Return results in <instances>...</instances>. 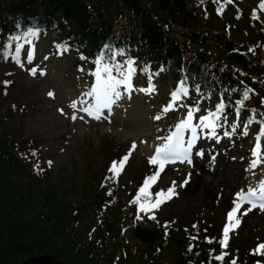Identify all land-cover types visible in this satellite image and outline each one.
I'll return each mask as SVG.
<instances>
[{"label":"trees","instance_id":"16d2710c","mask_svg":"<svg viewBox=\"0 0 264 264\" xmlns=\"http://www.w3.org/2000/svg\"><path fill=\"white\" fill-rule=\"evenodd\" d=\"M232 2L0 0V98L16 71L7 60L19 41L37 33L51 50L73 55L88 81L101 54L110 62L117 53L116 61L132 60L135 73L146 78L155 74L170 88L183 82L189 97L169 115L193 102L209 110L223 101V113L233 116L242 92L251 89L239 117L245 123L255 115L250 126L256 127L264 119V22L251 18L240 28L224 20ZM218 7L223 10L215 14ZM16 108L14 99L0 104V264H218L210 259L221 251L215 231L202 240L204 227L197 223L180 239L171 238L159 221L143 213L136 219L131 202L140 179L129 187L105 179L120 154L117 144L106 145L111 155L99 164L91 193L53 182L37 139H18L7 129L4 121ZM257 262L261 256L248 253L237 264Z\"/></svg>","mask_w":264,"mask_h":264},{"label":"rangeland","instance_id":"374dc122","mask_svg":"<svg viewBox=\"0 0 264 264\" xmlns=\"http://www.w3.org/2000/svg\"><path fill=\"white\" fill-rule=\"evenodd\" d=\"M232 3L233 9H229L224 18L229 23L241 26L246 20H251L254 11L258 20L264 22V11L259 9L260 0H234ZM214 13L218 14V9ZM45 42L44 34L34 36L36 49L31 63L27 60V45L21 46L19 56L7 60L16 71L12 77L8 76L11 84L7 88V96L0 98V104L6 107L13 99L17 100L13 116L4 121L8 131L18 139H37L53 182L67 186L73 183L84 191V195L93 190V178L98 174L99 164L111 155L107 153L106 145L109 144H119L120 154H123L118 160L130 154L118 179L127 182V187L129 181L141 179L142 186L143 174L147 170L151 173L156 167L149 163L155 147L163 143L162 138L168 135L173 120L180 123L186 117L187 106L178 117H171L163 110L168 105L166 97L170 95L171 83L154 74L151 76L154 91L147 93L142 89L149 86V77L136 72L133 87H118L101 106V115L94 117L89 105L91 89L85 67L75 64L73 55L51 50ZM32 68L36 69L35 75L31 74ZM193 105L199 108L194 115V123L198 124L199 117L207 113L203 104L194 102ZM219 123L217 137H209L211 144L199 141L192 162L169 164L150 190L154 197L156 192L166 191L175 182L176 195L151 213L171 238L180 239L187 228L198 223L204 227L200 239L209 237L207 231L213 230L215 241L220 240L234 194L258 185L257 175L264 168V145L261 163L251 168L250 161L254 158L251 146L256 127H248L245 135L244 124L234 117L227 119L223 116ZM206 132L203 130L202 134ZM225 132L230 135H224ZM202 148L211 153H223L230 168L219 170L212 159L204 168L199 167L195 154ZM192 168L197 175L191 185L188 172ZM186 179L189 181L187 188L180 187ZM196 181L198 190L192 188ZM247 208L243 206L240 209L237 214L240 225L229 233L228 260L240 262L258 243L264 242V219H259L256 214L262 211L255 209L243 215ZM88 220L90 224L94 223ZM261 264H264V256H261Z\"/></svg>","mask_w":264,"mask_h":264},{"label":"snow or ice","instance_id":"6c2138e0","mask_svg":"<svg viewBox=\"0 0 264 264\" xmlns=\"http://www.w3.org/2000/svg\"><path fill=\"white\" fill-rule=\"evenodd\" d=\"M214 3L220 4L221 0H213ZM225 3H231L232 0H224ZM259 9L264 11V0H260ZM222 7H218V13L221 12ZM252 19H259L257 13L254 11L252 14ZM34 33H29V35H33ZM249 51H254V49H249ZM21 52V45H16L15 53L19 56ZM122 54V53H121ZM117 53H113L110 58V62H106L104 58V54H101L95 60V70L93 75L96 80L97 87L93 89L94 93H97L98 100H102L110 95H114L116 89L118 87H125L126 81H130L133 74L135 73L134 62L132 60H128L125 62L116 61ZM27 60L29 63L32 62V53L29 51L27 55ZM31 74H36V69L32 68ZM147 72L148 70L145 69ZM142 91L151 93L154 91V86L151 84V76H149V86L146 89H142ZM251 89H244L242 92V99H240L237 104V112L236 115L239 116L240 108L245 107V101L249 99ZM189 95V90L184 86V83L181 82L177 88L170 94V103L163 109L164 111L172 110L184 97ZM183 106V105H181ZM225 109V104L223 101L217 103L215 111L210 112L207 115H203L199 117V123H194V115L199 111V108L195 105L189 106L186 111V117L175 126V130L172 131L169 135L162 138L163 143L159 144L155 147L154 155L151 156L149 163L151 165L156 166V170L153 175L146 177L143 181V185L138 189L135 199L131 202L134 205H137V216L136 219H143V216L140 213L148 215V219H155L154 215L151 213L158 209L161 204H163L166 200H170L176 195V185L173 182V185L170 186L166 191L160 190L154 194L151 193V187L156 183L159 178L161 172L164 171L166 165L171 163H191V155L193 149L196 147L197 140L199 139L198 129L201 131L207 130L204 133L208 137L216 138L217 127L220 126V118L221 113ZM159 119V117H156ZM256 122L255 115L251 116L243 125L245 128L244 134L247 135V128ZM260 129L258 135L255 137L256 144L252 150V156L254 157L250 161V167L256 168L260 164V140L264 137V119L259 121ZM233 130H235V126H233ZM185 132L190 133L188 138L185 137ZM224 135H230V133L225 132ZM35 155V153H33ZM196 155H203V152H197ZM130 154L124 155L119 160H113L108 169L110 176H107L105 179L110 180L112 183H116L121 173L123 172ZM214 159V158H213ZM51 163V162H49ZM189 181L186 179L180 187H184L187 185ZM258 190L249 188L246 192L244 190H240L234 194V199L232 201V207L226 213L227 222L223 226L222 229V238L219 240V245L221 248V253L218 255H212L210 253V259H214L218 264H224L226 257L228 256V252L225 251L229 244V233L230 231L235 230L240 225V219L237 217V213L240 211L244 204H248L249 207L243 212V215H247L248 212H251L255 208H259L261 211H264V180L258 182ZM197 225H193V229H196ZM192 239H196V237H192ZM206 242L212 243L211 240H207ZM189 250H191V245L189 246ZM252 255L264 256V242L258 243L255 249L250 251ZM230 264H237L236 259H232ZM259 264V262H257Z\"/></svg>","mask_w":264,"mask_h":264},{"label":"bare ground","instance_id":"6f19581e","mask_svg":"<svg viewBox=\"0 0 264 264\" xmlns=\"http://www.w3.org/2000/svg\"><path fill=\"white\" fill-rule=\"evenodd\" d=\"M198 133H199V139L197 140V143L199 141H201V140L202 141L204 140L207 144H211V141L212 140H210L208 136L203 135L202 134V131L200 129H198ZM211 149H212V147H211ZM201 151L203 152V155L202 156L195 154V159H196L195 162L199 165V167H202L203 166V168H204L205 165H206V162H208L211 159L214 160V163H216L217 169H219V170L220 169H225V167L228 166V163H227L225 157H223V153H221V152H218V153L213 152V153H211V152H209L208 149H204V148H202ZM192 172H193V174H192ZM194 172H195V169H193V168L188 172V175H189V178H190L189 179L190 180L189 184H191L194 181V177H196V175H197ZM197 185H198V183L196 181L194 183V185L192 186V188L198 190ZM187 186H186V188H187ZM192 188H190V189H192ZM262 213H264V211L263 212H260V214L256 213L257 214V217L259 219H261V220L264 219V217H263L264 215Z\"/></svg>","mask_w":264,"mask_h":264}]
</instances>
